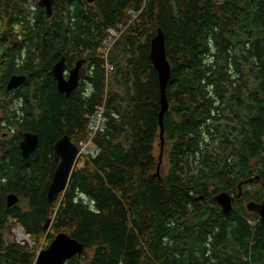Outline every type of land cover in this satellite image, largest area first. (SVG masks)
Masks as SVG:
<instances>
[{"label": "trees", "instance_id": "obj_1", "mask_svg": "<svg viewBox=\"0 0 264 264\" xmlns=\"http://www.w3.org/2000/svg\"><path fill=\"white\" fill-rule=\"evenodd\" d=\"M37 5L0 0V90L25 75L19 127L40 134L23 159V132L0 131V264H35L60 232L85 246L65 264H264V222L213 201L264 171V0H54L52 16ZM159 28L171 77L169 169L157 176L162 104L150 54ZM70 44L89 66L67 97L51 68ZM97 107L106 120L91 136ZM65 132L98 153L80 156L49 202L52 144ZM9 194L19 202L8 206ZM12 224L34 244L15 239Z\"/></svg>", "mask_w": 264, "mask_h": 264}, {"label": "water", "instance_id": "obj_2", "mask_svg": "<svg viewBox=\"0 0 264 264\" xmlns=\"http://www.w3.org/2000/svg\"><path fill=\"white\" fill-rule=\"evenodd\" d=\"M93 2L94 0H88ZM52 2L53 0H40L39 4L45 6L48 15L52 14ZM151 60L154 64L155 69L158 71L159 82H160V94H161V111L159 113V123H160V154L159 163L157 166L156 175H160V168L163 159V152L165 146L164 138V126L163 117L165 112L169 108V101L166 95V89L168 81L171 77V65L167 58L165 49V37L162 30L159 28L158 33L152 39L151 42ZM81 63L78 62L77 66L73 69L71 77L65 79L63 76L65 64L64 59L57 62L54 66V75L57 79L58 90L60 93L65 94L67 97L71 95L72 91L78 84L79 80V67ZM24 81L22 76H14L9 81V87H17ZM23 157H28L38 146V134L33 132H26L24 138L20 142ZM54 153L59 164L54 172L52 181L48 187V200L53 202L57 195L64 191L69 182L71 173L77 163L79 148L69 135H63L54 144ZM241 186V184H240ZM218 200L224 207L225 211H229L231 208L230 196L227 193H221ZM8 206H11L19 201V197L15 194H9L7 196ZM249 209L256 210L262 214L264 217V200L262 203L250 202L248 204ZM51 223L49 219L45 225L48 229ZM85 251L84 243L78 241L77 239L71 237L66 232L58 233L50 244L46 248H41L36 256L35 264H65L68 260L73 258L75 255L81 256Z\"/></svg>", "mask_w": 264, "mask_h": 264}, {"label": "flooded vegetation", "instance_id": "obj_3", "mask_svg": "<svg viewBox=\"0 0 264 264\" xmlns=\"http://www.w3.org/2000/svg\"><path fill=\"white\" fill-rule=\"evenodd\" d=\"M39 1L40 0H38V5H37L38 10H44L47 12L46 7L41 6L39 4ZM53 12H54V0L52 2V14H53ZM52 14L48 15V13H47L48 16H52ZM6 44L7 43L2 44V46L0 47L1 52L4 51V46ZM11 44H14V43H11ZM71 45L72 44L67 45V47L64 48V51L61 53L60 58L57 61H55V63L52 65V68H51V74H52V77L56 83V89L59 93H60V91L58 90L57 79L54 75V66L57 62H59L62 59H64V64H65V69H64V73H63V76L65 79H69L71 77L73 69L77 66L78 62L81 63V65L79 67L78 84L72 92L76 93V92L80 91L81 87L83 85V82H85L86 70H87V67L89 66V62H88L87 57H86L87 53L85 52L82 55L75 57L73 52H72V49L70 48ZM23 51H24V49H23ZM5 52H7V51H5ZM24 55H25V51L22 54L21 58H23ZM14 76H22L25 79L24 74H12V75H10V77L6 81L5 90H3V91L0 90V128H1L0 131H1V137L3 139L14 138L18 134L23 132L22 137L20 139H18V146L20 148V152H21V155L23 157L20 142L24 138V134L26 132H33V133L38 134V146L37 147H39L40 134L38 132L29 131V130L22 131L19 127L18 119H20V117H23V109H22V102H23L22 96H23V94L21 93V90L19 89L20 85L17 87H13V88H10L8 86L10 79ZM60 94H63V93H60ZM3 104H5L7 106L4 107ZM8 108H10V110H8ZM15 110H17V111H15ZM38 115H39V113H38ZM63 135H68V134L66 132L61 134L58 138H56L53 141V144H52V155H50V157H52V160L56 164L55 168H54L55 170L59 164V160H57L55 157L54 144ZM74 143L77 145L76 142H74ZM36 149L34 151H36ZM34 151L32 153H30L28 155V157H26V158L23 157V159H28L34 153ZM252 165L253 166H260L261 164L258 163V160H254ZM55 170H54V172H55ZM53 175H54V173H53ZM247 179H249L247 182H241L240 183L241 186H240V184L238 185L239 188L237 191H231L230 192V191L222 190L221 192L214 193L213 194V201H214L215 205L218 206L219 209L224 213H231L232 210H235L238 207H240L243 209L244 216L256 218L255 220L251 221L252 223L264 222V217L262 216L261 213H259L256 210H251L248 207V204L250 202L262 203V201L264 200V171L263 170L256 171L254 169L252 174H250L247 177ZM221 193H227L230 196L231 208H229V211H225L224 207L222 206V204L218 200V197Z\"/></svg>", "mask_w": 264, "mask_h": 264}, {"label": "built area", "instance_id": "obj_4", "mask_svg": "<svg viewBox=\"0 0 264 264\" xmlns=\"http://www.w3.org/2000/svg\"><path fill=\"white\" fill-rule=\"evenodd\" d=\"M111 41V38L110 40ZM107 42V44H110V42ZM108 68H112L108 63H107ZM104 109L103 107H97L96 111L92 114L91 116V121H90V131L89 135L93 136V134L97 130H102L103 129V124L105 122V117L103 115ZM92 146L91 148L88 149L89 146ZM79 153H78V158L82 155L85 154H92V155H97L98 149L92 144L91 140L88 141H81L79 143ZM16 229L13 230L14 233H16V239L23 243L24 241L28 240V234L25 233L24 229L20 225Z\"/></svg>", "mask_w": 264, "mask_h": 264}, {"label": "rangeland", "instance_id": "obj_5", "mask_svg": "<svg viewBox=\"0 0 264 264\" xmlns=\"http://www.w3.org/2000/svg\"><path fill=\"white\" fill-rule=\"evenodd\" d=\"M116 37H117V32L115 30H112V29L109 30V38H108V41L111 38V41H109L111 43V42H113L115 40ZM79 143L77 144L78 147H79ZM91 147L92 146L90 145L88 147V149L91 148ZM156 147H157L156 148V152H157V154H159V152H160L159 142H157V146ZM164 147H165V149H164V152H163V159H162L161 168L166 172L169 169L168 152L166 150V148L169 147V144L166 143ZM17 227L18 226L14 225V224H12V226H11V233L13 234V236H14L15 239H16V237H15L16 236V233H14L13 230L16 229ZM26 241H29L31 244H34V242L31 240V237L30 236H28V240H26ZM40 247H42V245Z\"/></svg>", "mask_w": 264, "mask_h": 264}]
</instances>
